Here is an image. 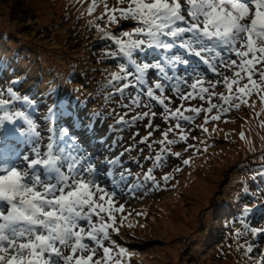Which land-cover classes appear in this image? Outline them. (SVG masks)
Instances as JSON below:
<instances>
[{
    "label": "rangeland",
    "instance_id": "1",
    "mask_svg": "<svg viewBox=\"0 0 264 264\" xmlns=\"http://www.w3.org/2000/svg\"><path fill=\"white\" fill-rule=\"evenodd\" d=\"M114 1H118L124 11L128 9L121 0ZM140 1L136 0L138 3ZM153 1L156 7L162 5V0ZM236 3L233 0H212L213 6L221 12L225 22H232L229 28H233L234 31V36L220 45L222 52L215 57L222 72L219 78L207 85L213 90L208 95L193 100L177 99L173 97L174 91L171 89L159 91L172 95L164 97L165 103L172 110L181 116H193L192 128L182 131L179 125L182 122L170 118L165 112L169 121L176 123L171 126L170 136L150 132L149 135L159 145L150 151L130 146L136 149L134 159L143 167V174L137 173L136 177L146 185L150 198L141 203L145 205L141 206L140 211L131 217L122 210L119 205L132 209V206L138 202L127 193H123V196L118 195L115 190L109 188V183L100 184L98 177L93 180V176L97 175L93 167L94 161L90 155L84 153L83 157L86 159L84 162L78 156L79 152L77 154V150L73 148L76 152L68 160L69 173L62 179L63 186L58 187L50 182L57 191L63 192L55 193L49 198L52 209L62 215L58 225L51 228L55 239L50 252L58 254L57 260L43 258L35 252L25 258L23 252H12L8 246H4L0 255V264L9 261L30 264L28 262L32 260H37L36 262L41 264H62L67 256L71 257L68 258L69 264H80L78 260H82L85 264H131L132 258H135L132 264L254 263L257 251L252 254L253 247L245 242L249 237H251L250 242L255 240L252 234H259L258 230L264 227V224H261L262 220L251 221L249 224L248 215L238 218L233 213L230 215L227 213L239 210L238 206L245 204L243 193L250 185L255 166L264 165V79H258L255 75L264 76V59L252 71L246 72L247 65H242L243 59L240 56L243 49L255 51L254 54L249 55L255 60L261 55L264 56V36L253 38L254 49L253 45L252 48L248 46L246 36L250 33L253 15L240 7L241 2ZM127 5L130 6L128 3ZM164 5H168L167 1ZM116 6L105 5L103 0H0V50L7 54L9 59L14 55L19 56L24 68L33 66L31 69L34 74L42 72L44 80L54 79L56 85L53 91L50 87H42V92H47L46 94L51 98L55 95L78 97L79 102L88 107L89 111L92 110L91 108L98 109L101 104L109 103L112 83L108 78L118 75L108 63L107 51H99L98 44L101 40L106 41L119 36L117 29L100 20L98 14L103 9H114ZM206 8L209 14L213 13L211 7ZM186 13V9L180 7L178 18L185 16ZM172 14L173 9L170 8L166 15L173 16ZM199 22L207 24L206 19H200ZM217 27L220 30L221 26ZM186 42L190 46L198 44L197 35L192 34ZM119 43L122 50L127 48L124 39H119ZM175 50L170 49V52ZM153 70L154 74L149 78L145 76L144 82L157 85L160 73L158 68ZM175 71L180 78L179 69ZM184 71L188 78L195 77L191 67L188 66L182 70ZM230 80L234 81L230 82ZM29 82H26L24 88L26 91L33 87ZM230 83L232 86L228 88ZM72 84L80 85L82 94L77 96L67 91ZM141 91L143 96L141 105L138 109L135 107L133 113L144 109L145 99L150 106L155 107V111H158L157 107L160 106L155 101L152 89L142 86ZM122 92L124 95L128 94V100L129 97H133L131 94L129 96L127 90ZM218 98L228 100V105H221ZM133 101L135 100L132 99L131 102ZM211 104L218 107L208 113L206 109ZM85 106H79L78 110L82 112L81 118H86L75 122L82 123L88 120L89 130L95 132L92 119L100 120L101 126L104 124L103 119L98 115L87 116ZM12 107L15 105L11 102L0 103V123L3 131L0 134V146L6 142L9 134L26 140L29 135L25 129L40 133L42 130L40 122L45 126L50 125L49 117L45 113L36 112L39 117L43 116L41 119H38L33 112L28 119H20L21 116L18 119L12 118L6 113ZM19 107L21 108L20 105ZM22 109H25L24 105ZM28 110L32 109L28 108ZM120 110L122 113L125 107ZM99 123H96V127ZM119 124V126L117 124L111 126L117 129L124 127V134L135 137L130 132L129 125H132L130 120H122ZM104 128L105 132H109L110 128L107 124ZM139 138V136L135 137L137 140ZM39 141L40 139L36 140ZM51 141L53 142L51 164L56 166L62 160L65 145H68L72 139L65 140L64 137H58ZM2 148L12 151L14 158L20 154L16 148L9 146ZM45 153L48 154L46 151ZM153 153L160 158L170 157L172 161L168 166L155 163L151 161ZM116 154L120 155V151ZM19 157L21 158H18L16 166L24 163V155L21 153ZM101 159L102 155H98L96 166ZM57 169L52 172L53 177ZM262 169L264 171V166ZM112 177L113 175L102 172L103 179L109 180ZM114 182L121 190H127L125 183L127 174L122 175L120 183ZM27 186L37 195H45L44 190L40 192L43 188L41 185ZM252 187L250 186L249 189L251 190ZM142 188L137 191L140 197L145 195L144 187ZM61 200L63 202L59 203L58 201ZM19 203L23 206L24 201ZM77 206L84 208L81 212L84 225L81 227L72 223ZM26 211L32 212L29 208H26ZM41 211L35 208L36 216L31 220L32 232L24 233L22 238L15 241L17 245H32V233L42 231V225L36 221L37 217L42 216ZM136 221L141 222L142 225L134 233L132 223ZM100 222L105 228V234L101 238L99 237ZM222 231H225V238H219ZM78 232L84 238L81 245H78L73 236ZM134 235L137 239L132 237ZM60 236H64L62 240ZM131 238L134 239L133 246H131L133 244ZM98 239L101 242L108 240L109 244L103 247L102 254L96 255L93 250H97L101 245ZM110 239L112 241L119 239L123 241V245L113 244ZM81 254L83 257H78Z\"/></svg>",
    "mask_w": 264,
    "mask_h": 264
},
{
    "label": "bare ground",
    "instance_id": "2",
    "mask_svg": "<svg viewBox=\"0 0 264 264\" xmlns=\"http://www.w3.org/2000/svg\"><path fill=\"white\" fill-rule=\"evenodd\" d=\"M255 2L256 0L243 1V3L240 4V7L246 12L252 13L256 8ZM260 2L264 4V0H260ZM259 16L261 18L262 24L259 25L258 22L259 26L256 31L250 33L256 39L264 36V13ZM252 47L254 49V45ZM252 53L254 54L255 51L250 49L242 50L240 55L243 59L242 65L253 64L254 58L249 57V55ZM205 68L207 67L199 66L200 70ZM1 128L2 124L0 123V134L3 133ZM11 139H13L14 142H18L20 145L21 140L19 138L9 136L6 139L8 146ZM31 146L33 145L27 142L22 148L24 163L20 166H16V161H4L0 159V164H9L11 166V170L7 171L6 176L3 177L5 181H3L2 185H0V248L8 246L12 252H23L25 258H27L32 252H35L43 258L55 260L58 254L56 255V253L50 252L55 239L53 237L54 231L51 228H54L58 225L59 221L62 219V215H60L56 210L52 209L51 203L47 200V194L44 196H39L32 192V190H30L27 186L28 184L35 185L37 183L36 176L38 173L34 170L35 159L44 160L50 163L49 154L46 155L45 151L41 150L36 152L35 149L30 151L29 147ZM68 163L69 161L65 160L63 167L57 170V176L55 175L53 178H51L47 171H45L44 176H49V182L55 184L58 187H62V179L64 178V175L67 176L69 173ZM93 177V180H95L97 175L95 174ZM9 186H11V188H9ZM48 186H50V184ZM43 190L48 192V187L42 188L40 192ZM22 199H25L27 203H30L43 212L42 216L36 218V221L42 225V231H36L32 233V245H17L15 243V241L24 236V233L30 232L27 222L31 221L34 217L32 214L27 212L23 206L17 203V201ZM76 209L77 212L73 213L72 223L78 227H81L84 225V220L82 219L81 213L84 208L83 206H77ZM73 236L78 245L83 243L84 238L80 232L74 233ZM5 264L18 263L16 261H9L5 262Z\"/></svg>",
    "mask_w": 264,
    "mask_h": 264
},
{
    "label": "trees",
    "instance_id": "3",
    "mask_svg": "<svg viewBox=\"0 0 264 264\" xmlns=\"http://www.w3.org/2000/svg\"><path fill=\"white\" fill-rule=\"evenodd\" d=\"M98 16H103V14H98ZM98 45H100V50L99 51H101V52L107 51V54H108V56H107L108 63L110 64V66L115 71H117L118 70V67H119L118 61H115L113 63L112 62V59H111V55H113V54H110L112 52V50L115 48V44L113 43L112 38L111 39H108L106 41L105 40H101ZM109 59H110V62H109ZM21 67L24 68L23 65H22V63H21ZM31 67H33V66H29V67L24 68V69L29 70ZM42 76L44 78L43 73H42ZM80 79H82V73H80ZM51 80H52V78H51ZM44 82H45V85H49V84H51L52 81H50V80L47 79V80H44ZM53 85H54V83H53ZM71 87L75 91H77L78 89H80V86L78 84L75 85V86L72 84ZM262 179H264V174L262 175ZM259 189H262V188L260 187ZM261 195H264V190H262ZM243 201L245 202L246 205H239L238 206V209L239 210L231 211V212H228L227 214L230 215L231 213H233L235 215H242V214L246 213L248 210H250V208H248L247 206H249L254 201L251 198H249L248 196L247 197H244L243 198ZM261 203H263V201H261ZM261 207H262V205H255L252 208L251 211H248V215L253 214L252 215L253 217L256 216V215L257 216L259 215L260 217H264L263 214L258 213V211L261 209ZM220 237H222V238H225L226 237L225 236V231H222V233L219 236V238ZM260 238L261 237L259 236L255 240H253L252 242H250L255 247V250L256 251L258 250L257 252H262L261 257L259 259H254L253 260L254 263H251V264H261V263H264V250L262 251L261 247L258 245V242H259Z\"/></svg>",
    "mask_w": 264,
    "mask_h": 264
}]
</instances>
